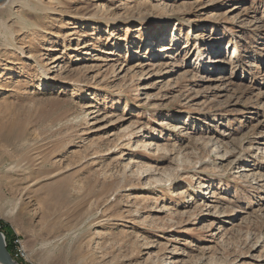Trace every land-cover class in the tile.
I'll list each match as a JSON object with an SVG mask.
<instances>
[{"label":"rangeland","instance_id":"rangeland-1","mask_svg":"<svg viewBox=\"0 0 264 264\" xmlns=\"http://www.w3.org/2000/svg\"><path fill=\"white\" fill-rule=\"evenodd\" d=\"M261 80L264 0L0 2L11 257L264 264Z\"/></svg>","mask_w":264,"mask_h":264},{"label":"bare ground","instance_id":"bare-ground-1","mask_svg":"<svg viewBox=\"0 0 264 264\" xmlns=\"http://www.w3.org/2000/svg\"><path fill=\"white\" fill-rule=\"evenodd\" d=\"M7 1V3H14V0H6ZM200 36V37H199ZM195 35L194 36V38H195V40H197V41H200L201 40V35ZM173 38L177 41V35H176V31L174 32V35H173ZM172 41V40H171ZM153 44H154V42H152ZM151 43V44H152ZM171 42H169V44H170ZM175 44V42L173 43V45ZM149 46V45H148ZM154 48H156L157 49V51H156V53L157 52H159V51H167L168 52V50H173V48L174 47H171V46H167V45H163V46H158V45H155V47ZM92 51L93 52H97V53H100L101 52V50H99L97 47H95V48H93L92 49ZM154 52V51H153ZM167 52H165V53H167ZM215 52H217V51H214L213 49H210V51L209 52H207V55H210V54H214ZM165 53L163 54V55H165ZM200 54H201V52H199ZM236 53V54H235ZM102 54H107L106 52L104 53V52H102ZM203 55V54H202ZM202 55H201V58H202ZM238 53L235 51V50H233V54L231 55V56H233V59H235V58H238ZM240 57V56H239ZM241 58V57H240ZM240 58H239V60H240ZM214 62L212 63V65L214 66H217L218 64H220V63H226L227 64V62L226 61H224V60H221V59H218V58H216V59H212ZM238 60V61H239ZM238 61H236V62H238ZM164 64H167V63H164ZM199 64H201V62H199ZM253 64V63H252ZM136 66H138V64H135ZM148 65V64H147ZM149 66V65H148ZM151 66V65H150ZM158 66V63H156V65H153L152 64V67H157ZM253 67H257V66H255V65H253ZM46 79H48V75L46 74V75H43V80L45 81ZM260 79V78H259ZM259 81V80H258ZM262 82L261 83H258V85H260V86H262V85H264V81L263 80H261ZM46 82H48V80L46 81ZM177 128V127H176ZM179 128V127H178ZM158 147V146H157Z\"/></svg>","mask_w":264,"mask_h":264},{"label":"water","instance_id":"water-1","mask_svg":"<svg viewBox=\"0 0 264 264\" xmlns=\"http://www.w3.org/2000/svg\"><path fill=\"white\" fill-rule=\"evenodd\" d=\"M5 0H0L3 2ZM7 245L5 236L0 232V264H19L16 260H14L9 252L7 251Z\"/></svg>","mask_w":264,"mask_h":264},{"label":"trees","instance_id":"trees-1","mask_svg":"<svg viewBox=\"0 0 264 264\" xmlns=\"http://www.w3.org/2000/svg\"><path fill=\"white\" fill-rule=\"evenodd\" d=\"M3 234H4V236H5V240H6V242H7V250L9 251L10 250V248H9V245H10V243H8L9 242V236L7 235V233L6 232H4V231H1ZM11 252V251H10ZM19 263H21V264H23L22 262H20L19 261Z\"/></svg>","mask_w":264,"mask_h":264},{"label":"built area","instance_id":"built-area-1","mask_svg":"<svg viewBox=\"0 0 264 264\" xmlns=\"http://www.w3.org/2000/svg\"><path fill=\"white\" fill-rule=\"evenodd\" d=\"M15 243V242H14ZM22 249L21 248H19V253H20V255H22V251H21ZM17 257V256H16Z\"/></svg>","mask_w":264,"mask_h":264}]
</instances>
